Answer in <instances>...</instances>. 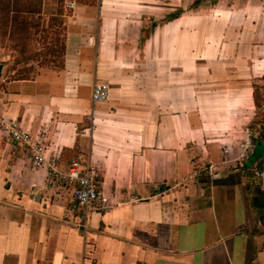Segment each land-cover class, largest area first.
Segmentation results:
<instances>
[{
	"label": "crops",
	"instance_id": "obj_1",
	"mask_svg": "<svg viewBox=\"0 0 264 264\" xmlns=\"http://www.w3.org/2000/svg\"><path fill=\"white\" fill-rule=\"evenodd\" d=\"M141 4L63 8L59 70L9 79L1 65L2 116L48 157L61 154L63 169L76 155L100 167L111 208L85 219L71 191L50 188L47 170L32 171L28 148L0 129V264H264V147L251 167L252 155L235 165L262 119L254 150L264 144L254 100L264 86V0L220 10L206 51L193 21L178 27L183 15L154 29L151 17L126 15ZM169 32L179 44L189 33V50H156ZM98 81L110 94L94 103Z\"/></svg>",
	"mask_w": 264,
	"mask_h": 264
},
{
	"label": "rangeland",
	"instance_id": "obj_2",
	"mask_svg": "<svg viewBox=\"0 0 264 264\" xmlns=\"http://www.w3.org/2000/svg\"><path fill=\"white\" fill-rule=\"evenodd\" d=\"M197 1L199 0H163V3H152L151 1L149 2L143 0V4L139 5L140 8L135 13L128 12L126 15L131 16V14H134L137 16V19H141V17L144 16L146 18L151 17L153 23L157 21L158 23L163 24L162 21L166 17L173 15L178 10H182L184 13L183 19H181L177 24L178 27L184 26L185 30L187 26L189 27L188 23L193 21L191 22L192 27H190V32H192L193 28H195V33L199 37L200 41L198 43V50L206 51L207 48L204 43V38L206 37V26L210 27V29L215 27L212 25V21H218L217 15H219L220 10L236 9L240 7L252 8L255 2V0H220L219 2H215L216 0H201V4L195 6ZM97 2L98 0H78L79 5L85 3L96 4ZM147 6L150 8H145ZM58 9H62L60 7L59 0H44L42 27L40 28V31L35 32V34L31 36L28 41L26 51H22L21 48L17 47L14 42L3 40L0 33V65L7 67V77L9 79H30L49 70H59L62 68V46L65 41L66 28L64 25L53 26L52 23L49 22L50 17L54 16ZM62 13L64 14L63 10ZM213 14L214 16H212ZM122 17H124L123 14ZM151 19L147 20V27H149V29H145L147 33L151 30ZM63 20L64 23L67 21V19ZM173 27L174 26H171V29ZM43 29H46V31H42ZM121 30L124 31L125 29ZM122 34H124V32ZM186 35L187 38H185L184 33L182 43L179 44L169 39V37L172 36V33L169 32L166 35V42H164L163 45L156 44L155 49L164 52L180 49H182V51H188L189 45L187 40L189 38V33ZM122 50L129 51L131 50V46H126V48ZM258 102L259 109H262L264 112V90L258 91ZM260 127L257 125V127L254 128V132L258 133L260 131Z\"/></svg>",
	"mask_w": 264,
	"mask_h": 264
},
{
	"label": "built area",
	"instance_id": "obj_3",
	"mask_svg": "<svg viewBox=\"0 0 264 264\" xmlns=\"http://www.w3.org/2000/svg\"><path fill=\"white\" fill-rule=\"evenodd\" d=\"M66 13L76 8V0H60ZM110 85L107 82L98 81L93 86L92 101L94 103L105 102L109 99ZM0 129L5 137L12 142L22 144L28 148L31 159V170H47V185L55 190H70L74 202L80 208L85 219L93 213H104L111 208L110 198L102 187V170L83 155L72 158L66 168L61 167V154L52 157L47 156V147L38 138L22 128L18 120L5 119L0 111ZM261 134L252 130L248 131L246 139L241 144V154L235 160L236 167L245 168L250 159L255 143L254 140ZM228 151H225L227 153ZM217 165L210 164L208 173L213 176ZM262 177L263 173H256Z\"/></svg>",
	"mask_w": 264,
	"mask_h": 264
},
{
	"label": "trees",
	"instance_id": "obj_4",
	"mask_svg": "<svg viewBox=\"0 0 264 264\" xmlns=\"http://www.w3.org/2000/svg\"><path fill=\"white\" fill-rule=\"evenodd\" d=\"M216 0L215 2H219ZM78 3V0H76ZM201 0L195 3V6L201 4ZM62 9H58L57 13L50 17L49 22L53 26H65L62 13L63 5L60 3ZM182 10H178L173 15H169L162 22H171L183 15ZM44 15V0H0V33L5 41H11L20 47L22 51L27 50L28 41L35 32L40 31L42 27ZM158 22L153 23V28L158 26ZM42 31H46L43 29ZM65 43L62 46V53L64 59ZM260 89L255 88V103L259 108L258 91ZM264 90V87L263 89ZM263 122V119L256 121L252 127L256 128L257 125Z\"/></svg>",
	"mask_w": 264,
	"mask_h": 264
},
{
	"label": "water",
	"instance_id": "obj_5",
	"mask_svg": "<svg viewBox=\"0 0 264 264\" xmlns=\"http://www.w3.org/2000/svg\"><path fill=\"white\" fill-rule=\"evenodd\" d=\"M1 68L2 66L0 65V77H1ZM264 147V144L263 143H258L257 145V150H254L253 153H252V157L248 163V166L251 167L255 162H256V159L260 158V155H261V148Z\"/></svg>",
	"mask_w": 264,
	"mask_h": 264
}]
</instances>
